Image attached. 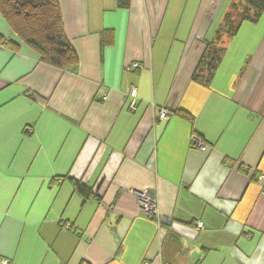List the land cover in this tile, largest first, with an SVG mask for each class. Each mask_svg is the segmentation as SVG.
I'll return each mask as SVG.
<instances>
[{
	"label": "crops",
	"instance_id": "0c3cea01",
	"mask_svg": "<svg viewBox=\"0 0 264 264\" xmlns=\"http://www.w3.org/2000/svg\"><path fill=\"white\" fill-rule=\"evenodd\" d=\"M56 1L76 71L0 14L17 44H0V264H264V11L204 86L192 74L231 0ZM145 190L168 223L144 215Z\"/></svg>",
	"mask_w": 264,
	"mask_h": 264
},
{
	"label": "trees",
	"instance_id": "16d2710c",
	"mask_svg": "<svg viewBox=\"0 0 264 264\" xmlns=\"http://www.w3.org/2000/svg\"><path fill=\"white\" fill-rule=\"evenodd\" d=\"M118 4L119 7H127L128 0H118ZM263 11L264 0H231L211 39L206 41L192 80L209 86L225 54L227 42L236 35L242 23H256ZM0 14L12 33L38 54L40 62L61 70L76 71L78 58L65 37L56 0H0ZM111 39V32H103L100 36V48L109 44ZM0 44L10 48L17 47L15 42L5 39L1 34ZM178 115L190 121L193 119L184 112H179ZM71 182L84 200L97 199L96 193L87 184L77 180Z\"/></svg>",
	"mask_w": 264,
	"mask_h": 264
},
{
	"label": "built area",
	"instance_id": "2783aa9c",
	"mask_svg": "<svg viewBox=\"0 0 264 264\" xmlns=\"http://www.w3.org/2000/svg\"><path fill=\"white\" fill-rule=\"evenodd\" d=\"M141 67L139 63H134L130 66V68H137ZM102 99H106V96H102ZM137 105H136V89L131 88L129 93H128V110L129 111H134L136 110ZM157 118L159 120H168L169 119V113L162 109L159 108L157 112ZM192 146L199 148L200 150H205L207 148V144L205 141H202L200 138L197 136H194L192 138ZM259 181L263 184L264 183V174H261L259 176ZM137 194V199L138 203L140 206V209L144 213L145 216L147 217H154L158 220L159 223H168V219L161 218L156 210V200H155V194L150 192L149 190L145 191H138L136 192ZM162 221V222H161ZM63 227H67V224H61ZM196 229H202L204 227V223L201 220H197L195 223ZM3 264H7V259H2ZM141 264H149L148 261H143Z\"/></svg>",
	"mask_w": 264,
	"mask_h": 264
},
{
	"label": "rangeland",
	"instance_id": "374dc122",
	"mask_svg": "<svg viewBox=\"0 0 264 264\" xmlns=\"http://www.w3.org/2000/svg\"><path fill=\"white\" fill-rule=\"evenodd\" d=\"M227 9H228V7H227ZM227 9H226V10H227ZM224 13H225V12H224ZM62 224L64 225V223H62Z\"/></svg>",
	"mask_w": 264,
	"mask_h": 264
}]
</instances>
